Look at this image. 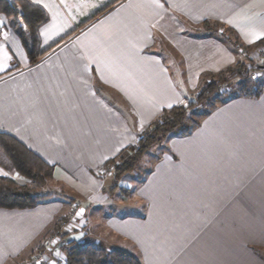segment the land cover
Listing matches in <instances>:
<instances>
[{"label":"crops","instance_id":"0c3cea01","mask_svg":"<svg viewBox=\"0 0 264 264\" xmlns=\"http://www.w3.org/2000/svg\"><path fill=\"white\" fill-rule=\"evenodd\" d=\"M29 1L47 13L39 51L61 40L31 62L0 13V132L53 166L40 186L53 196L0 207V264L43 251L74 203L83 211L59 233L67 242L141 264H264V87L170 137L135 195L103 168L188 100L177 78L195 80L196 92L240 60V46L264 39V0ZM7 164L0 156V175L16 179Z\"/></svg>","mask_w":264,"mask_h":264},{"label":"trees","instance_id":"16d2710c","mask_svg":"<svg viewBox=\"0 0 264 264\" xmlns=\"http://www.w3.org/2000/svg\"><path fill=\"white\" fill-rule=\"evenodd\" d=\"M0 13L5 14L9 23L19 34L31 62H35L40 55L61 40L58 39L46 49L39 51L38 29L47 20V13L40 5L29 0H0ZM262 43H264V39L257 41L255 45ZM257 67L260 68L261 65ZM248 71L245 63L238 61L233 66L212 74L215 79L200 86L194 100L164 109L138 135L135 143L125 147L118 155L106 161L103 167L104 172L106 173L112 168L111 172L116 181L126 173L132 172L151 147L161 143L182 123L189 110L202 104L209 96L218 91L224 82L227 84L234 78L248 79ZM255 87L253 95L257 96L262 88ZM184 130L181 132L182 134L187 133ZM0 156L20 176L35 185L44 186L52 177V165L43 161L13 136L4 132H0ZM52 196V193L42 191L24 182H18L10 176L0 175V207L2 208H31L46 202ZM64 264L141 263L134 255L120 249H106L72 241L66 247Z\"/></svg>","mask_w":264,"mask_h":264},{"label":"rangeland","instance_id":"374dc122","mask_svg":"<svg viewBox=\"0 0 264 264\" xmlns=\"http://www.w3.org/2000/svg\"><path fill=\"white\" fill-rule=\"evenodd\" d=\"M239 49H240V53H239L240 60L239 61L245 63V65L247 66V70H249L248 71V73H249L248 79L234 78L232 80H229L227 84L224 82L223 85L219 88V90L216 91L215 93H213L211 96H209L202 104L195 106L193 109L189 110L185 114L182 123L179 126H177V128H175L170 134H168L166 136V138L161 143L155 145L154 150L149 152L144 157L143 161H142V159L140 160V162L138 163L137 167L134 169L133 172H131V173L129 172V174L126 173L125 175H123L124 177L122 176L123 179L129 184L127 186L130 189V191H132V196L136 194L137 187L140 184H142L146 180L147 176L149 175V173L151 171L150 164L152 162H155V160L158 159V157L162 151H165L167 141L170 137H175V136L184 137V136H188V135L192 134V132L195 130V128L200 125L202 117L207 115L208 113H210V111L213 109L214 106L220 104L221 102L226 101L229 97H232L234 95H239V94L249 95L251 93L253 94L254 90H256L255 86H260L261 88L264 87V43H262L260 45L253 44L251 46H240ZM258 65H261V67L258 68L257 67ZM251 67H253V68H251ZM249 68H251V69H249ZM252 73L256 74L255 78L251 77ZM214 79H215L214 76L211 75L210 77H208V79H206L204 82H202L201 86L204 85V83L208 82L209 80H214ZM179 80L180 79L177 78L176 83L180 86L181 90L183 89V87H185V86H182V84L186 85V88H187L186 95H188V96L186 98L188 100H185V102H188L190 100H194L196 94L198 93V91L194 92L195 86H196V85L194 86V84H197V82L195 80H191L188 83V80L183 81V82H181ZM187 83H188V86H187ZM183 91H184V89H183ZM184 129L187 131L186 134L181 133ZM111 169L112 168H110L106 173L112 174ZM121 178L119 180H117V184H121L119 182L121 180ZM15 180L18 182H25L28 185H31V186L36 187L37 189H40L39 185L33 184L31 181L26 180L24 177H22L18 174H17V178ZM124 189H126V188H124ZM71 207H73V204ZM70 210H71V208H70ZM127 211H129V214H133V215L136 214L135 210L127 209ZM125 213H126V210H125ZM66 215H68V213ZM64 218H66V216ZM62 220H60V222ZM76 220H77V218H76ZM57 233H58L57 238L55 241H53V246L51 247L52 249L50 250V252L53 253V254H51L52 257L50 256V254H45V255H43L40 262L36 263V264H64L65 263V250H66V247H67L69 242H67L68 239L65 240V238L64 239L62 237H61L62 239L60 238L59 228L57 230ZM49 237H48V239H49ZM48 239H47V241H48ZM47 241L45 243H47ZM70 242H72V241H70ZM95 246L103 247V246H99V245H95ZM103 248H106V247H103ZM55 249H57V253H59V255H57V253H55V251H56ZM41 251H38V252L34 253L33 255L38 254ZM31 257H29V258H31ZM22 262L23 261H21L17 264H21Z\"/></svg>","mask_w":264,"mask_h":264},{"label":"built area","instance_id":"2783aa9c","mask_svg":"<svg viewBox=\"0 0 264 264\" xmlns=\"http://www.w3.org/2000/svg\"><path fill=\"white\" fill-rule=\"evenodd\" d=\"M1 37V35H0ZM252 78L256 77L255 73L251 74ZM82 210V207L80 204L78 203H74L73 207H71V210L68 212V215H66V218H64L60 223H59V231L60 232H65L67 230L70 229V227H72L76 221L77 218V213H80ZM57 233L52 234L47 243H45V247L44 250L39 252L38 254L33 255L31 258H28L26 260H23V262L21 264H36L39 263L40 260L42 259L43 255H45L48 251H50L53 246V241L56 240L57 238Z\"/></svg>","mask_w":264,"mask_h":264},{"label":"snow or ice","instance_id":"6c2138e0","mask_svg":"<svg viewBox=\"0 0 264 264\" xmlns=\"http://www.w3.org/2000/svg\"><path fill=\"white\" fill-rule=\"evenodd\" d=\"M257 39H260V37L258 36L257 37ZM169 106H171V105H169ZM83 210H81V212H82ZM81 213H77V215H80ZM57 255H59V253H57Z\"/></svg>","mask_w":264,"mask_h":264}]
</instances>
